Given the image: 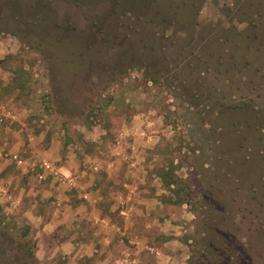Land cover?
I'll return each instance as SVG.
<instances>
[{
	"label": "rangeland",
	"instance_id": "rangeland-1",
	"mask_svg": "<svg viewBox=\"0 0 264 264\" xmlns=\"http://www.w3.org/2000/svg\"><path fill=\"white\" fill-rule=\"evenodd\" d=\"M0 105L4 178L38 188L48 157L117 181L91 256L26 213H82L83 189L0 202V264H264V0H0Z\"/></svg>",
	"mask_w": 264,
	"mask_h": 264
},
{
	"label": "crops",
	"instance_id": "crops-1",
	"mask_svg": "<svg viewBox=\"0 0 264 264\" xmlns=\"http://www.w3.org/2000/svg\"><path fill=\"white\" fill-rule=\"evenodd\" d=\"M2 105H0V110L2 109ZM4 110V109H3ZM2 117V121L10 120L9 122H14L13 120H19V117L15 116L14 113H11L9 111H4ZM0 127H2V124L0 123ZM6 130L8 132L9 136H12L13 138L10 141H6L4 144H9L11 147L8 150V156L10 157V161L12 162V157L18 155L17 153V144L20 142L18 140L17 132L10 129L8 126L6 127ZM11 132V133H10ZM8 136V137H9ZM1 140V139H0ZM16 144V145H15ZM13 155V156H12ZM52 158V157H51ZM56 157H53L52 159H55ZM73 157H71V160ZM41 160H48L52 163V165L56 168L58 171L57 176L51 175V174H44V181L43 184H40V187H26L21 186V184L18 183V181L15 179L8 180L4 178V175L6 174V171H2L3 169H0V174L3 175L0 179V202H4L7 198H12L14 203H18L17 201L21 198V196L26 193L30 195H36L37 192L39 194H53L54 198L57 200V205H59V199L63 198V193L65 190H72L75 188H81L83 189L82 196L87 199L86 209H84V212L80 213V209L73 208V210H70L72 207L71 205H67V203L64 205V207L56 208V212L51 217L50 215H47L45 213H39L37 211L33 210L34 205L26 211L27 217L29 218V224L33 226L36 230V236L35 238H38V241H44V237L52 236L55 232V229L58 225L61 224V226H67L66 223L69 222L73 226V230L75 231L73 236L70 237L69 240H62L60 246L48 247L50 251L54 250H64L69 245L71 246V249H75L76 252H79L83 246L86 247V249L91 250L90 253H88V256H91L94 254V252L97 251L96 243L97 242H106L110 240V233L112 231V228H114V223L110 220L109 216L102 213L101 210L98 211L99 205H100V198L102 200V197H99L95 195L98 191H100V178L99 174L103 176V178H107L109 182H115L114 177L116 178L115 170H113L111 167L114 165V162L108 161L107 170H105L103 173H84V171H78L74 169L71 164H61L56 165L54 161H51L48 157H43ZM7 161V160H6ZM18 165L17 167L27 168L26 165L30 166L29 160L22 159L19 157L17 161H15ZM68 162V161H66ZM1 165V164H0ZM96 169V167H94ZM41 180H39L40 182ZM33 199V201H39L43 200L41 197ZM48 195V196H49ZM48 198V197H47ZM48 199H51L50 197ZM71 212H70V211ZM68 211L70 214V217H68ZM73 211L74 217L71 218V214ZM79 213V214H78ZM83 216L87 217L89 221L91 222V225L89 226V229L85 231V234L83 235L85 238L84 240H80L79 237L76 238V234H78V231L76 228L79 227L78 218H81ZM69 218L71 221H69ZM88 224V222H87ZM68 231V230H67ZM61 233V236L66 234L67 232ZM68 234V233H67ZM41 250V249H40ZM38 256V255H37Z\"/></svg>",
	"mask_w": 264,
	"mask_h": 264
},
{
	"label": "built area",
	"instance_id": "built-area-1",
	"mask_svg": "<svg viewBox=\"0 0 264 264\" xmlns=\"http://www.w3.org/2000/svg\"><path fill=\"white\" fill-rule=\"evenodd\" d=\"M1 121H2V119L0 117V123H1ZM13 158L16 159V156H14ZM41 168L43 169V172L38 175L39 178H45L44 174H47V173L51 174V175H55V176H57V174H58V171L56 170V168L48 160L42 161Z\"/></svg>",
	"mask_w": 264,
	"mask_h": 264
}]
</instances>
